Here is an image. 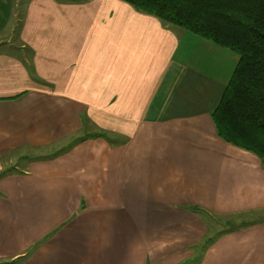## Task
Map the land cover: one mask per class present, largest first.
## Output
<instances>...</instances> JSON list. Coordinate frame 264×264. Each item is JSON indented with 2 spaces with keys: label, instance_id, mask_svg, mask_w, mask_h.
Segmentation results:
<instances>
[{
  "label": "crops",
  "instance_id": "0c3cea01",
  "mask_svg": "<svg viewBox=\"0 0 264 264\" xmlns=\"http://www.w3.org/2000/svg\"><path fill=\"white\" fill-rule=\"evenodd\" d=\"M27 17L23 64L0 0V264H264V160L211 116L235 54L121 0ZM206 217L255 219L199 250Z\"/></svg>",
  "mask_w": 264,
  "mask_h": 264
},
{
  "label": "trees",
  "instance_id": "16d2710c",
  "mask_svg": "<svg viewBox=\"0 0 264 264\" xmlns=\"http://www.w3.org/2000/svg\"><path fill=\"white\" fill-rule=\"evenodd\" d=\"M122 1L235 54L212 120L222 140L264 160V0Z\"/></svg>",
  "mask_w": 264,
  "mask_h": 264
},
{
  "label": "rangeland",
  "instance_id": "374dc122",
  "mask_svg": "<svg viewBox=\"0 0 264 264\" xmlns=\"http://www.w3.org/2000/svg\"><path fill=\"white\" fill-rule=\"evenodd\" d=\"M28 4H29V0H16V57L21 59V62H23V64H25V59L33 60V58L36 56V52L34 50H32L29 47V45L18 40L19 30L24 29L25 26L27 25ZM13 5H14V3H12V5L10 4V6H7L6 10L11 11L10 7H12L14 9ZM32 77L34 80L35 79L38 80L35 77V75H33V73H32ZM55 150H56V148H54L53 150H48L47 153L48 152L50 153V152L55 151ZM38 155H39V153H38ZM13 157H16V154H14ZM15 163L16 162H14V164ZM1 166L4 169L5 168L6 169L11 168V166L4 165L3 162L1 164ZM262 215H264V213ZM253 219H255V217L254 218L244 217L238 222L237 221L228 222V220H226L224 218H220V217H216L213 220H210L208 217H206V220L208 223L206 225H208L209 230H208V233H207L206 237L204 238V240L200 243L198 249L199 250L203 249L207 243H209L211 240H213L216 237L215 236L216 234L224 232V231L227 232V231L233 229L234 226L247 223Z\"/></svg>",
  "mask_w": 264,
  "mask_h": 264
}]
</instances>
